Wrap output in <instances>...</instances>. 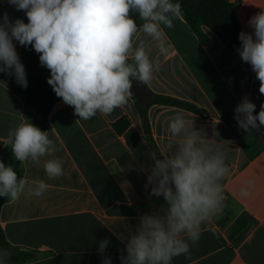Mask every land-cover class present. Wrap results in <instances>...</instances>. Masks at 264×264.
<instances>
[{"label": "crops", "instance_id": "1", "mask_svg": "<svg viewBox=\"0 0 264 264\" xmlns=\"http://www.w3.org/2000/svg\"><path fill=\"white\" fill-rule=\"evenodd\" d=\"M229 1L242 30L251 33L247 21L264 8V0ZM4 12L13 21L27 22L23 11L0 0V15ZM174 24V29H165L166 55L148 43L161 68L145 86L153 97L184 101L204 114L150 104L147 133L133 96L110 116L97 113L89 120H78L74 109L59 99L51 106L45 129L64 168L55 179L49 180L43 170L48 157L39 167L21 164L4 143L7 131L22 119L30 120L34 109L17 89L15 78L0 73V160L29 182L39 179L50 185L39 198L24 194L13 202L0 197V229L5 241L23 253L18 264H101L97 248L103 238L111 241L106 255L112 264H121L124 244L118 236L127 235L139 215L163 203L162 197L148 196L146 176L138 171L151 148L148 135L157 148L162 147L169 138L168 120L178 111L194 119L208 136L218 133L217 139L229 146L231 174L224 181L223 212L202 227L199 241L172 264H264V127L245 132L234 119V109L245 95L260 111L264 95L259 93V81L237 50L229 51L209 29L204 32L210 42L204 45L183 16ZM16 48L28 87L41 78L47 82L50 72L40 65L38 54L30 46L17 43ZM0 264L13 263L7 256Z\"/></svg>", "mask_w": 264, "mask_h": 264}, {"label": "clouds", "instance_id": "2", "mask_svg": "<svg viewBox=\"0 0 264 264\" xmlns=\"http://www.w3.org/2000/svg\"><path fill=\"white\" fill-rule=\"evenodd\" d=\"M27 18L0 15V73L14 77L28 87L25 65L17 43L29 46L39 63L50 72L47 83L64 104L74 109L78 120H89L97 113L110 116L128 105L133 96V80L150 84L161 63L148 50L154 43L160 55L169 51L165 29H174L182 16L181 4L173 0H7ZM248 21L252 32L238 34L237 49L242 62L250 65L264 95V8ZM139 21V23H138ZM140 34V38H138ZM238 126L245 132L264 127V103L256 105L242 97L234 109ZM255 113V114H254ZM168 140L158 149L150 148L147 162L138 171L146 176L149 197L163 198L159 208L137 217L127 235L121 264H172L186 255L202 234V227L225 208L224 181L231 174L229 146L208 136L183 111L167 123ZM4 143L21 164L30 162L43 170L49 180L64 174L62 160L55 156L56 144L48 131L22 119L7 131ZM50 185L18 175L13 165L0 160V197L18 201L27 194L42 197ZM241 194L246 191L241 189ZM111 241L98 242L101 264H112L106 255ZM0 253V260L7 257Z\"/></svg>", "mask_w": 264, "mask_h": 264}, {"label": "trees", "instance_id": "3", "mask_svg": "<svg viewBox=\"0 0 264 264\" xmlns=\"http://www.w3.org/2000/svg\"><path fill=\"white\" fill-rule=\"evenodd\" d=\"M173 2L181 4L182 16L192 31L199 37L202 44L208 45L210 42L204 32V29H209L229 51H235L240 47L238 34L243 30L237 20L235 6L229 0H173ZM137 82L133 80V86ZM17 89L25 96L27 102L33 106L34 114L29 121L45 131L51 106L60 98L55 95L45 78H41L35 87L25 89L17 86ZM151 104L174 106L189 112L204 114L201 109L190 103L165 96H154ZM138 109L141 112L144 127L148 133L147 107L138 105ZM148 140L152 149H158L150 135H148ZM5 251L9 254L8 256L13 264L23 261L20 258L23 253L17 247H13L5 241L4 234L0 229V252Z\"/></svg>", "mask_w": 264, "mask_h": 264}, {"label": "water", "instance_id": "4", "mask_svg": "<svg viewBox=\"0 0 264 264\" xmlns=\"http://www.w3.org/2000/svg\"><path fill=\"white\" fill-rule=\"evenodd\" d=\"M133 92V97L138 102L141 107H148L153 102V95L148 91L146 86L141 82H137L131 89Z\"/></svg>", "mask_w": 264, "mask_h": 264}, {"label": "rangeland", "instance_id": "5", "mask_svg": "<svg viewBox=\"0 0 264 264\" xmlns=\"http://www.w3.org/2000/svg\"><path fill=\"white\" fill-rule=\"evenodd\" d=\"M1 253V252H0Z\"/></svg>", "mask_w": 264, "mask_h": 264}]
</instances>
